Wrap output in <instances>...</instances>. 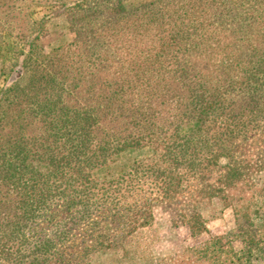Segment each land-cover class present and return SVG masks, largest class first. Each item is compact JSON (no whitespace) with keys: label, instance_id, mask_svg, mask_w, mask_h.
<instances>
[{"label":"trees","instance_id":"16d2710c","mask_svg":"<svg viewBox=\"0 0 264 264\" xmlns=\"http://www.w3.org/2000/svg\"><path fill=\"white\" fill-rule=\"evenodd\" d=\"M54 17L0 38V264H264V0H77ZM213 199L242 249L209 235ZM156 206L208 236L139 262Z\"/></svg>","mask_w":264,"mask_h":264},{"label":"rangeland","instance_id":"374dc122","mask_svg":"<svg viewBox=\"0 0 264 264\" xmlns=\"http://www.w3.org/2000/svg\"><path fill=\"white\" fill-rule=\"evenodd\" d=\"M74 1L77 0H0V38L24 40L33 37L41 32V22L47 17H50V24L57 21L62 23V19L54 17L56 9L62 4ZM49 29H52V26L49 25ZM62 32L66 38L72 36L65 28ZM13 77L11 74L6 78V82L9 83ZM3 79L4 77L0 76V84ZM258 179L259 184H264V171ZM202 215L206 220L209 235L220 237L225 247H231L235 251L244 247V241L234 232L232 211L219 199H213L210 204L204 206ZM207 236L204 233L201 237H195L186 227L173 226L165 208L156 206L153 225L144 229L137 239L141 259L139 262L142 263L151 256H167L179 247L195 245ZM117 257L111 254H97L92 256L90 264H122Z\"/></svg>","mask_w":264,"mask_h":264}]
</instances>
